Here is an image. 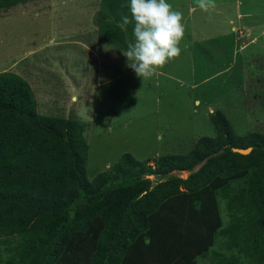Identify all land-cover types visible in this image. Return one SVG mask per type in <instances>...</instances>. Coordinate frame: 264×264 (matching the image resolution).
Instances as JSON below:
<instances>
[{
    "label": "trees",
    "instance_id": "1",
    "mask_svg": "<svg viewBox=\"0 0 264 264\" xmlns=\"http://www.w3.org/2000/svg\"><path fill=\"white\" fill-rule=\"evenodd\" d=\"M29 1L0 0V9ZM123 16L131 19L130 0H99L100 44L134 43V22L118 27ZM209 121L214 136L185 154L149 165L124 153L88 179L85 124L38 115L28 84L0 72V239L15 240L4 241L10 255L0 264H200L218 235L249 264H264V132L236 136L218 111ZM149 176L159 178L153 187ZM240 210L249 215L234 219Z\"/></svg>",
    "mask_w": 264,
    "mask_h": 264
},
{
    "label": "rangeland",
    "instance_id": "2",
    "mask_svg": "<svg viewBox=\"0 0 264 264\" xmlns=\"http://www.w3.org/2000/svg\"><path fill=\"white\" fill-rule=\"evenodd\" d=\"M166 2L183 14L181 54L149 79L126 66L124 51L97 41L99 0H30L0 9V72L28 84L38 115L85 124L88 179L124 153L149 165L185 154L198 138L214 136L209 116L217 111L236 136L264 132V0H214L208 11L197 0ZM147 178L152 187L159 181ZM217 201L225 228L228 211ZM247 215L240 210L234 219ZM7 240L15 243L0 239V262L10 255ZM226 241L218 235L199 263H250Z\"/></svg>",
    "mask_w": 264,
    "mask_h": 264
},
{
    "label": "clouds",
    "instance_id": "3",
    "mask_svg": "<svg viewBox=\"0 0 264 264\" xmlns=\"http://www.w3.org/2000/svg\"><path fill=\"white\" fill-rule=\"evenodd\" d=\"M198 6L208 11L215 7L214 0H197ZM131 19L121 18L118 27L127 30L134 22V43H129L122 54L127 67L143 79L151 78L158 69L181 54L179 47L185 33L182 13L173 9L166 0H130Z\"/></svg>",
    "mask_w": 264,
    "mask_h": 264
},
{
    "label": "water",
    "instance_id": "4",
    "mask_svg": "<svg viewBox=\"0 0 264 264\" xmlns=\"http://www.w3.org/2000/svg\"><path fill=\"white\" fill-rule=\"evenodd\" d=\"M231 151L233 153H237L240 155H246L250 152V148H246V149H238V148H232Z\"/></svg>",
    "mask_w": 264,
    "mask_h": 264
}]
</instances>
